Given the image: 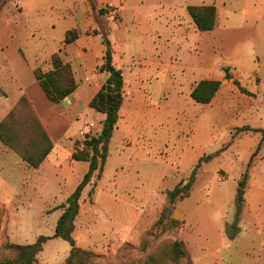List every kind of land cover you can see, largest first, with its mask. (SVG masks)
<instances>
[{
	"label": "crops",
	"instance_id": "1",
	"mask_svg": "<svg viewBox=\"0 0 264 264\" xmlns=\"http://www.w3.org/2000/svg\"><path fill=\"white\" fill-rule=\"evenodd\" d=\"M3 2L0 122L26 97L53 142L44 160L32 167L0 139V232L6 239L29 244L46 235L51 238L44 248L51 241L61 244L63 238L54 236L64 211L60 206L89 169V161L74 159L73 153L83 147L86 135L100 132L105 119L104 113L89 104L109 76L99 69L106 49L101 33L105 25L114 62L119 65L122 61L119 68L125 81L124 100L110 141V145L113 141L120 144L115 161L119 164L111 174L113 185L101 193L95 191L93 202L89 201L95 206L91 213L86 212L89 220L82 218V203L91 185L84 189L73 232L76 245L94 249L104 243L137 241L159 218L165 190L185 177L203 155L213 154V158H222L225 167L239 171L223 189L202 181L204 172L200 171L191 194L175 205L174 217L181 221L178 238L194 264H264V149L252 161L262 140L249 134L233 138L228 129L222 133L215 122L225 113L210 110L229 81L249 88L255 81L264 83V0ZM47 3L50 17L45 11ZM209 5L216 7V24L201 31L188 7ZM15 7L18 15L13 13ZM45 28L53 39L59 35L51 51L33 47L36 32ZM72 29L80 34L64 46L62 55L71 64L77 86L69 96L53 102L36 78L35 68L51 66V56ZM125 56L131 60L126 61ZM135 57L138 66L132 62ZM202 79L222 81L209 103L191 97ZM73 127L76 131L70 132ZM161 151L166 155H159ZM110 155L111 150L101 177L107 173ZM228 175L219 182L228 181ZM240 189L244 190L242 196ZM241 197L238 230L231 238L229 229ZM154 198L152 218L148 208ZM79 230L82 243L76 237Z\"/></svg>",
	"mask_w": 264,
	"mask_h": 264
},
{
	"label": "trees",
	"instance_id": "2",
	"mask_svg": "<svg viewBox=\"0 0 264 264\" xmlns=\"http://www.w3.org/2000/svg\"><path fill=\"white\" fill-rule=\"evenodd\" d=\"M188 10L193 17L196 27L201 31L211 30L216 24L215 6H189ZM80 32L72 29L67 32L64 45L75 41ZM103 42L106 45L102 63L99 66L101 71L109 73L108 78L102 87L97 91L90 101V106L105 114L100 132L86 135L83 147L77 148L73 153L74 159L89 161V169L67 198V202L60 207L64 209L59 217L55 237L67 240L71 245L70 255L65 264H76L79 257L87 258L91 255L76 245L73 237L75 220L80 210V199L84 189L91 185L87 194L90 202H93L95 193V178H100L110 152V141L119 120L120 108L124 100V75L123 70L114 62L112 43L106 35H103ZM64 46L51 56V67L44 68L38 65L35 68V76L47 97L53 102H60L69 96L77 86L74 79L71 64L65 61L62 53ZM229 76V73H226ZM222 81L218 79H202L192 89L191 97L200 103H209L220 89ZM23 120V122L21 121ZM21 123V124H20ZM259 130V129H257ZM264 132V131H263ZM0 139L9 147L17 151L32 167H37L53 148V142L41 124L31 103L26 97H22L18 104L0 122ZM213 155H203L193 166L187 177L182 178L173 188L165 190L168 203L163 207L155 227H171L179 229L181 221L174 217L176 201L182 200L191 194L193 185L196 182L198 171L204 162L209 161ZM247 171L244 173L246 177ZM243 197L237 202L236 215L230 225L229 236L233 238L238 230V221L242 210ZM51 237L40 235L37 240L29 244H17L10 241L4 247L11 251L12 256L0 264H34L38 254L43 250L44 243ZM146 242V241H145ZM146 245V243H145ZM168 255L175 263L190 258L189 250L183 240L175 238L171 241ZM150 260L156 258L151 254Z\"/></svg>",
	"mask_w": 264,
	"mask_h": 264
},
{
	"label": "rangeland",
	"instance_id": "3",
	"mask_svg": "<svg viewBox=\"0 0 264 264\" xmlns=\"http://www.w3.org/2000/svg\"><path fill=\"white\" fill-rule=\"evenodd\" d=\"M3 1L4 0H0V8L4 3ZM55 3L58 4V1H55ZM45 7V11H47L46 14L49 15L51 9L48 3ZM13 13L18 15L19 10L15 7ZM24 15L23 17L25 18ZM48 17H50V15ZM107 31L108 28L105 25H102L101 33L107 35ZM57 37H59V35L55 36V38ZM55 38L53 39L51 31L45 28L40 34L39 32H36L35 44L33 43V47L42 46L44 49L51 51L55 47L53 45ZM63 46H65L64 42L61 47ZM124 59L126 61L127 59L131 60V57L125 56ZM116 60L119 61V58L116 57ZM133 60L134 61L132 62H136L138 66L136 57ZM120 64H122V61H119V65L117 66L119 67ZM41 66L44 68L51 67L47 64ZM123 69L126 70V68ZM225 70L226 72H229L228 69ZM261 71L262 68H260V72ZM152 85L153 83H150V87H152ZM154 98L156 101L157 97ZM54 110V114L57 115V108ZM210 110L225 113L219 121L215 122L217 124L216 128L222 129V131L228 129L227 131H230L233 134V138L238 135L249 134L252 136H258L262 140L255 153H253L252 161L257 159L258 155L262 154L261 152L264 149V83L255 81L253 86L249 88L242 87L240 83L229 81V83L225 84L218 92L214 103L210 106ZM226 114L232 115V117L228 118ZM21 121L23 122V120ZM162 128L163 127L161 125L160 129ZM69 130L70 132H73L76 131V128L73 127ZM222 133H224V131ZM223 147H227L226 142H223ZM118 149H120V144L113 141L110 145L111 155L107 173H105L99 181H97V178L94 179L96 183L95 191L98 193L107 190V188H110L113 185L114 177L111 174H114L113 168L119 164L115 162L119 155ZM130 151L131 150L129 149L128 153H130ZM159 155L165 156L166 153L161 151ZM221 159L222 158L219 157L213 158L212 156L209 161L203 163L201 169L198 171V174L200 171L204 172L201 177L202 181H204V179L205 181L207 180L208 185L212 188H226L229 182H233L237 172L239 171L238 168L225 167ZM123 166L124 165L121 164V166L118 167L120 168L119 170H121ZM227 173L229 174L227 179L228 181L224 183L219 182L226 178ZM188 174L185 177H187ZM165 197L166 199L164 200L163 207L168 203L166 193ZM89 201L90 200L87 196V200L82 203V218L84 217L86 220H89L90 218V215H87L86 212L91 213V209L95 207L93 204H90ZM148 213L152 218L155 217V198L148 208ZM154 223L144 231L142 236L138 238L137 241H127L124 243L122 241H117L110 244L104 243L94 249H85L90 251L91 255L87 258L82 256L79 257L76 264H194L191 256L189 259H181L180 263H175L168 255L171 241L178 238L179 229L162 226L153 228ZM81 231L82 230H79L77 232L76 237L82 243ZM6 242H8L6 235L0 232V263L12 256L11 251L4 247ZM60 243L61 244L59 245H55L54 241H51L46 248L43 247L44 250L38 254L37 260L34 264H65L70 255L71 248H66L70 245L67 240L62 239ZM151 254L156 258V263L155 260L149 259V255Z\"/></svg>",
	"mask_w": 264,
	"mask_h": 264
},
{
	"label": "built area",
	"instance_id": "4",
	"mask_svg": "<svg viewBox=\"0 0 264 264\" xmlns=\"http://www.w3.org/2000/svg\"><path fill=\"white\" fill-rule=\"evenodd\" d=\"M109 9H111V11L113 12L114 15H117V11L115 9L112 8V6H108Z\"/></svg>",
	"mask_w": 264,
	"mask_h": 264
},
{
	"label": "water",
	"instance_id": "5",
	"mask_svg": "<svg viewBox=\"0 0 264 264\" xmlns=\"http://www.w3.org/2000/svg\"><path fill=\"white\" fill-rule=\"evenodd\" d=\"M243 193H244V190H243V189H240V190L238 191L239 196H242Z\"/></svg>",
	"mask_w": 264,
	"mask_h": 264
}]
</instances>
